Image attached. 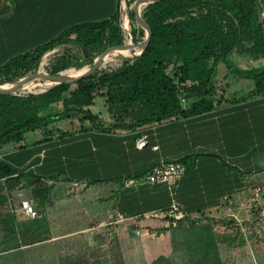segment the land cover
Returning a JSON list of instances; mask_svg holds the SVG:
<instances>
[{
    "label": "crops",
    "instance_id": "1",
    "mask_svg": "<svg viewBox=\"0 0 264 264\" xmlns=\"http://www.w3.org/2000/svg\"><path fill=\"white\" fill-rule=\"evenodd\" d=\"M121 7L122 0H0V67L72 26L109 20ZM231 61L243 72L264 67V58L238 52ZM218 72L210 111L113 131L80 119L52 121L20 143L1 146L0 157L53 186L45 212L53 236L55 230L69 236L112 229L128 255L127 264H151L180 248L177 225L158 213L173 204L185 219L238 223L245 240L261 247L264 204L253 198L255 186L264 188V94L245 97L254 81L225 63ZM244 82L252 84L244 87ZM199 100L184 96L181 104L189 109ZM142 138L147 144L139 148ZM161 160L179 162L186 171L161 185L144 184L147 172ZM69 186L75 189L69 191ZM137 228L154 235L138 236ZM216 237L224 261V236Z\"/></svg>",
    "mask_w": 264,
    "mask_h": 264
},
{
    "label": "trees",
    "instance_id": "2",
    "mask_svg": "<svg viewBox=\"0 0 264 264\" xmlns=\"http://www.w3.org/2000/svg\"><path fill=\"white\" fill-rule=\"evenodd\" d=\"M259 1L264 3V0H161L150 4L143 18L152 30L151 41L140 56L125 61L121 68L98 71L79 82L59 84L39 94L0 95V147L20 143L27 133L52 121L71 119L74 114H79L80 121L89 122L92 127L113 131L141 129L210 111L216 92L214 79L221 63L254 81V90L245 97L264 94V67L243 72L231 61L237 52L264 58V22L260 18ZM136 33L134 26L133 34ZM72 34L77 35L90 61L94 58L90 50L93 44L98 41L101 45L109 41L123 44L124 39L120 14L109 20L75 25L49 43L0 67V77L13 69L22 77L34 73L42 56ZM121 53L109 55L105 60L108 62ZM171 67L176 69L178 82L169 73ZM67 68V64L60 65L51 73ZM9 81L12 80L0 78V83ZM97 90H105L107 104L117 113L115 122L107 125L90 108H85L92 105ZM184 96L200 100L184 109L181 104ZM60 103L64 109L53 114L54 105ZM44 111L50 113L43 115ZM24 180L33 187L34 197L43 204L49 201L52 186L34 173L14 168L0 157V206L5 204L6 194ZM38 217L20 221L14 212L0 216L4 236L17 242L11 249L50 238L48 217L45 212ZM186 248L191 251V264H222L217 237L209 226L191 230ZM165 260L166 257L161 256L151 264Z\"/></svg>",
    "mask_w": 264,
    "mask_h": 264
},
{
    "label": "rangeland",
    "instance_id": "3",
    "mask_svg": "<svg viewBox=\"0 0 264 264\" xmlns=\"http://www.w3.org/2000/svg\"><path fill=\"white\" fill-rule=\"evenodd\" d=\"M137 1L138 0H127L130 8V34H128L123 28V7H121L120 27L124 38L123 43L127 42L128 37L133 41V43L142 42L146 37L145 30L139 25L135 17L134 7ZM146 9L147 7L143 10L142 16L144 15ZM259 12L260 18L264 22V3H259ZM134 26L137 28L136 35L133 34ZM65 40L66 41L64 43L56 45L42 56L34 73L43 72L52 74L51 71L64 64H67V69H80L85 66L90 67L94 60L107 48L119 45L113 43L112 41L106 42L105 45H101L98 41L90 47L94 57L93 61H90L87 60L82 45L78 41L76 34L67 36ZM136 57L137 56L130 58L122 56L117 57L114 61L104 64L99 72L115 71L121 68L125 61ZM169 73L175 81L178 82V79L175 76L176 69L174 67L169 69ZM218 73L217 69L215 77H217ZM18 74L17 69H13L2 75L0 78L3 81L12 80L5 83H13L33 73L27 74L23 77ZM42 82L44 83L45 81ZM215 83L216 79H214V84ZM243 84L245 85L244 87H249L252 82L249 84L244 82ZM54 86L56 85L54 84L52 86L39 87L35 90V92H18L17 95L39 94L46 92ZM217 94H219V92H217ZM54 106L55 107L52 111L53 114L64 109L61 103ZM91 107L96 112V115L100 113L104 116L105 119L103 120L105 122H115L117 113L114 109H110V106L107 104L105 90H97L94 92L92 105L85 108ZM49 113V111L42 112L43 115ZM72 119H80V115L74 114ZM126 120L129 122V119ZM74 189L75 188H71V186L68 187L69 191ZM6 195L7 199L5 204L0 206V216L14 212L20 221L33 219V217L25 216L24 213H22L20 208L23 202H28L33 206L34 211L37 213V217H40L44 212H46L47 203H51V196L49 201L44 204L41 202V199L34 197L33 187L28 186V182L26 180L23 181V184L16 187V189ZM202 226H209L215 235L218 234L224 236L223 239L226 245L223 248V256L225 258L224 261H222V264H264V236L262 239L260 238L262 246L255 247V244L245 240V230L242 229L238 223L237 225H230V223L218 224V222L205 218H187L177 224V227L175 228L178 230L176 232H178L179 236L182 237V239H180V248L177 247L175 254H173V256L171 255L170 257H166V260L162 261L161 264H191V251L187 250L186 241L187 239H191V230L193 232V230L197 227ZM54 234L55 236L51 233L50 238L47 240L26 245L18 249H11L17 242H11V238H6L4 236L2 225L0 223V264H127L126 258H128V255L125 256L123 253L122 247L118 241V236L112 229L106 232L95 231L94 233H91V231L85 233L73 232V234L69 236H63L65 235V232L62 230H55ZM177 242V239L173 237L172 243L174 246ZM128 260H130V257Z\"/></svg>",
    "mask_w": 264,
    "mask_h": 264
},
{
    "label": "built area",
    "instance_id": "4",
    "mask_svg": "<svg viewBox=\"0 0 264 264\" xmlns=\"http://www.w3.org/2000/svg\"><path fill=\"white\" fill-rule=\"evenodd\" d=\"M146 144H147L146 139L142 138L138 142V147L143 148L146 146ZM185 171H186L185 166L179 162H167L165 160H161L147 172L145 179L142 182L144 184H150L152 186L161 185L168 182V180L171 177L182 176L185 173ZM254 191H255L254 192L255 195L253 201L261 202L262 204H264L263 186H255ZM21 210L23 211L25 216L33 217V218L36 217V212L34 211L33 206L30 205L28 202H23L21 206ZM158 213L170 219L171 224L174 226H176L178 222L185 219V215L182 213V211L179 209V207L176 204H173L168 209L161 210ZM136 234L141 237L144 235H151V236L154 235V233L145 231L142 228H137Z\"/></svg>",
    "mask_w": 264,
    "mask_h": 264
},
{
    "label": "water",
    "instance_id": "5",
    "mask_svg": "<svg viewBox=\"0 0 264 264\" xmlns=\"http://www.w3.org/2000/svg\"><path fill=\"white\" fill-rule=\"evenodd\" d=\"M161 0H138L135 4L134 7V11H135V17L137 22L139 23V25L145 30V34L146 37L142 42H138V43H133V44H119V45H115L112 47L107 48L103 53H101L98 58H96L93 62V64L87 69L85 70L82 74H80L79 76H76L74 78H66L62 72L56 73V74H48V73H41V72H36L33 74H30L20 80H17L13 83H17V86L15 88H3L2 86L5 83L0 84V95H17L18 92V84L21 83L23 80L29 79V78H37V77H44L47 79H50L52 81L55 82V85H59V84H70V83H75V82H79L85 78L90 77L91 75L95 74L96 72H98L99 70H101V67L103 66V57L104 55L110 53L111 50L115 49V48H132V47H141L142 51L140 54H138L137 56H140L143 51L147 48V46L149 45L150 41H151V37H152V30L150 28V26L147 24V22L143 19V16L141 15L140 11V7L142 5H147L149 6L150 4L159 2Z\"/></svg>",
    "mask_w": 264,
    "mask_h": 264
},
{
    "label": "bare ground",
    "instance_id": "6",
    "mask_svg": "<svg viewBox=\"0 0 264 264\" xmlns=\"http://www.w3.org/2000/svg\"><path fill=\"white\" fill-rule=\"evenodd\" d=\"M122 7H123V22H122L123 28L127 31L128 34H130V31H131L130 16H129V9L130 8H129V5L127 3V0H123ZM146 7H147V5H145V4L140 7V11L139 12L141 13V15H142L143 10H145ZM131 36H132V32H131ZM126 44H133V41L128 37V40H127ZM134 48L135 47H132V48H115V49L111 50L110 53L104 55V57H103V65L107 64V63H109L111 61H114L117 57H120V56L125 57V58H130V57H135V56H137L138 54L141 53V51H142L141 47H137L133 51ZM136 51H138L137 55H135ZM115 53H121V54L116 56L115 58H112L108 62L105 60L107 56L115 54ZM124 63H123V65H124ZM88 68H89V66H85V67H82L80 69L70 68V69L64 70L62 72V74L66 78H74V77L79 76L80 74H82ZM41 73H43V72H41ZM105 75H106V73H105ZM42 81H45V82L43 83ZM54 84H55L54 81H52L50 79H47V78H44V77H40V76L37 77V78H29V79L23 80L21 83L18 84L19 88H18L17 92H24V91L35 92V90L37 88H39V87L52 86ZM16 86H17V83H5L2 87L3 88H15Z\"/></svg>",
    "mask_w": 264,
    "mask_h": 264
}]
</instances>
